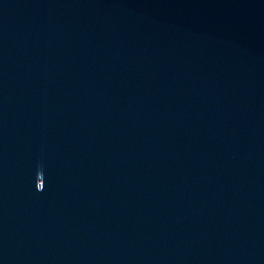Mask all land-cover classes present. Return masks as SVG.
<instances>
[{
  "label": "water",
  "instance_id": "water-1",
  "mask_svg": "<svg viewBox=\"0 0 264 264\" xmlns=\"http://www.w3.org/2000/svg\"><path fill=\"white\" fill-rule=\"evenodd\" d=\"M150 264H264V0H82Z\"/></svg>",
  "mask_w": 264,
  "mask_h": 264
}]
</instances>
